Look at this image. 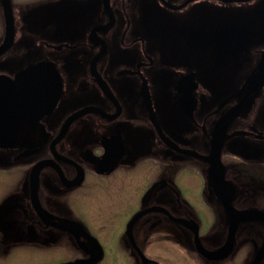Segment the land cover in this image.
I'll list each match as a JSON object with an SVG mask.
<instances>
[{"label":"flooded vegetation","instance_id":"obj_1","mask_svg":"<svg viewBox=\"0 0 264 264\" xmlns=\"http://www.w3.org/2000/svg\"><path fill=\"white\" fill-rule=\"evenodd\" d=\"M11 5L13 34L0 0V264H185L188 248L254 264L264 221H242L221 260L192 228L215 252L230 235L223 196L264 213V86L219 130L218 184L210 170L216 127L264 73V0ZM199 207L217 219L205 235Z\"/></svg>","mask_w":264,"mask_h":264},{"label":"water","instance_id":"obj_2","mask_svg":"<svg viewBox=\"0 0 264 264\" xmlns=\"http://www.w3.org/2000/svg\"><path fill=\"white\" fill-rule=\"evenodd\" d=\"M107 1L109 0H106V2ZM222 1L245 2L249 0H222ZM2 3L4 7L5 16H6L7 30L9 31V33L13 34L14 20H13V10H12V5H11V0H2ZM11 40H12V37L10 36V41ZM5 46L7 45H3V47ZM3 49L4 48H2V51ZM263 86H264V73L260 74L259 78L251 85V90L247 93V95H245L244 98L221 119L218 126L216 127V130L214 133V139H213V147L211 150L212 153L210 156V164H211L210 170H211L213 179L215 180L217 184L219 183L218 181L220 180V178L221 179L223 178V165H222V162L220 161L221 160V136L219 138V130L221 127L222 129L223 127L225 129L230 120H232L239 113H241L242 111L250 107L254 103L257 93L260 91L261 87ZM87 111H88L87 109H84L76 113L75 115L71 117V120L76 119L77 117L85 114ZM220 193L223 195V192H220ZM222 199L224 201L226 210L229 213L228 216H229V225H230V228H229L230 235H228L226 243L220 250L215 251V252L207 251L202 246L200 237L198 236L199 235L198 228L197 227L192 228L194 235H195V243H196L197 250L202 256L210 260H221V259L228 257L231 254L232 249H233L232 244H234L235 232H236L238 225L242 221H247L251 219H259L260 221L261 220L264 221V213L260 211H255V210L238 211L232 207L230 203L232 202L231 198H227L223 196ZM60 228L73 231V228L66 226V225L60 226ZM263 256H264V243L262 246V250L260 254L258 255V257L256 258L254 264H258V262L262 259Z\"/></svg>","mask_w":264,"mask_h":264},{"label":"rangeland","instance_id":"obj_3","mask_svg":"<svg viewBox=\"0 0 264 264\" xmlns=\"http://www.w3.org/2000/svg\"><path fill=\"white\" fill-rule=\"evenodd\" d=\"M199 209L201 210V211H203V212H201L199 215H200V221L202 222V230H203V235H205L206 233L208 234L209 233V230H210V228H211V226L210 225H216L215 223H217V219L216 218H212V219H210L209 218V216H206L207 214H206V212L208 211L209 213H213V210L211 209H205V208H200L199 207ZM214 214V213H213ZM170 227L169 226H167V228L166 229H161V230H157V234H156V245L158 246V247H163V246H165V244H166V247L168 246L167 244V242H168V240H169V238H166V236L167 235H165V234H167L166 232H168V231H172V232H174L173 230H170L169 229ZM166 231V232H165ZM224 232H225V230H224ZM164 233V234H163ZM224 234V233H223ZM222 234V235H223ZM163 237H164V239H163ZM223 237H224V235H223ZM220 239H223L222 237L220 238ZM166 240V241H165ZM59 242L60 241H58V244H59ZM188 243H189V240L187 241ZM170 243V242H169ZM189 245V244H188ZM189 249V252H188V258L184 261L185 262V264H207V263H203V261L202 260H200L199 258H198V256L195 254V253H193L192 251H191V249L190 248H188ZM226 264V263H225Z\"/></svg>","mask_w":264,"mask_h":264},{"label":"bare ground","instance_id":"obj_4","mask_svg":"<svg viewBox=\"0 0 264 264\" xmlns=\"http://www.w3.org/2000/svg\"><path fill=\"white\" fill-rule=\"evenodd\" d=\"M251 88V87H250ZM251 90V89H250Z\"/></svg>","mask_w":264,"mask_h":264}]
</instances>
